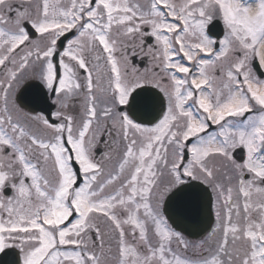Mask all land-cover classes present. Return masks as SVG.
<instances>
[{
  "label": "snow or ice",
  "instance_id": "snow-or-ice-1",
  "mask_svg": "<svg viewBox=\"0 0 264 264\" xmlns=\"http://www.w3.org/2000/svg\"><path fill=\"white\" fill-rule=\"evenodd\" d=\"M0 264H264V0H0Z\"/></svg>",
  "mask_w": 264,
  "mask_h": 264
}]
</instances>
